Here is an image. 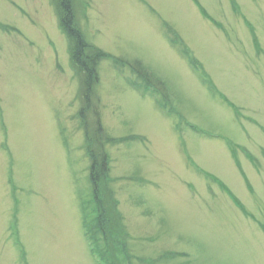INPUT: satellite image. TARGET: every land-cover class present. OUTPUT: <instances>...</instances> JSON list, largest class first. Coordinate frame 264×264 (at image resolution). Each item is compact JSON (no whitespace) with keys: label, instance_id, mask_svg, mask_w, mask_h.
<instances>
[{"label":"rangeland","instance_id":"1","mask_svg":"<svg viewBox=\"0 0 264 264\" xmlns=\"http://www.w3.org/2000/svg\"><path fill=\"white\" fill-rule=\"evenodd\" d=\"M72 1L105 56L96 110L119 141L97 191L116 207L104 255L264 264V0ZM81 83L54 2L0 0V264H100L82 225V202L93 229L100 213Z\"/></svg>","mask_w":264,"mask_h":264},{"label":"trees","instance_id":"2","mask_svg":"<svg viewBox=\"0 0 264 264\" xmlns=\"http://www.w3.org/2000/svg\"><path fill=\"white\" fill-rule=\"evenodd\" d=\"M55 5V11L58 16V23L60 30L62 33L66 36L69 44V55L71 60V65L74 67V69L77 71L78 75L82 78V94L84 97L83 103H82V109L80 111V118L82 119V128L84 129V136L87 142V154L89 157V160L91 161L90 166V182L92 184V188L94 190V195H96V206L98 208V213H100V216L98 217V220L94 222V229L92 224L89 222V209L83 203L82 206V225L84 230V235L86 237V241L88 243V246L90 248L91 256H95L100 264H113L111 261L107 259V256L104 255V253L108 250V248H104L103 252L100 249V245H98L97 237L100 236V240L104 241L105 243L112 242L111 245L114 244L116 241V235L113 236L112 233L109 231V223L108 221V215L112 214V210H116L115 205L113 202H111V205L113 204L114 209H108L107 203L102 202V199L100 197L97 199V194H99V189L101 186L105 185V182L108 181V175L110 173V170L107 166V154H106V147L109 145H114L115 143H118L119 141H113V138H106L104 134V129L101 125V117L99 111L96 110V103L97 100H95V92L96 88L99 83V75H98V67L99 63L105 59V56L100 53L99 50L94 49L92 50L89 44L86 42L84 34L80 31L78 23L76 22V15L74 12V2L72 0H52ZM195 4L197 2L193 0ZM201 11L206 18H209L205 11L201 8ZM8 28V27H7ZM6 28V29H7ZM9 29V28H8ZM175 44L177 41H173ZM257 45V44H256ZM109 58V57H108ZM107 58V59H108ZM191 62H193V65L199 66L198 62L190 58ZM113 62L117 66H121L122 68H125L128 63L120 62L118 59L113 60ZM193 66V67H194ZM150 89V87H147V91ZM167 106V104H165ZM92 107L94 110H92ZM91 113L92 116L96 117V122L93 124L88 121V114ZM88 123V125H87ZM85 124L87 127H85ZM90 130H89V128ZM191 129L198 130L196 127H190ZM142 139V138H141ZM140 139V140H141ZM122 141V140H121ZM106 192V196L109 200L111 199V195L109 192ZM110 196V197H109ZM114 199V196H113ZM243 211V207L238 206ZM114 214V213H113ZM121 220V219H119ZM122 223L120 226L118 225L114 229H121ZM96 232V233H95ZM99 233V234H98ZM113 237V238H112ZM118 243H121L119 241ZM24 256V253H23ZM130 263V259L128 260ZM115 264V263H114Z\"/></svg>","mask_w":264,"mask_h":264},{"label":"bare ground","instance_id":"3","mask_svg":"<svg viewBox=\"0 0 264 264\" xmlns=\"http://www.w3.org/2000/svg\"><path fill=\"white\" fill-rule=\"evenodd\" d=\"M199 155H200V153H199ZM203 160L204 159H207V157H205V158H202ZM224 159H225V157L223 156H219V158H218V161L216 160L215 161V163H214V165H216L217 167H219V168H221V169H225V167H226V165H225V163H224Z\"/></svg>","mask_w":264,"mask_h":264}]
</instances>
